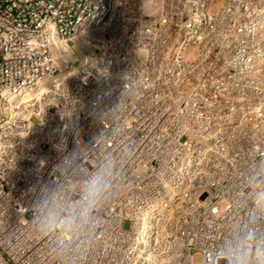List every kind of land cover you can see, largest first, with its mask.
Segmentation results:
<instances>
[{"label":"built area","instance_id":"built-area-1","mask_svg":"<svg viewBox=\"0 0 264 264\" xmlns=\"http://www.w3.org/2000/svg\"><path fill=\"white\" fill-rule=\"evenodd\" d=\"M241 242L264 264V0H0V264Z\"/></svg>","mask_w":264,"mask_h":264},{"label":"clouds","instance_id":"clouds-1","mask_svg":"<svg viewBox=\"0 0 264 264\" xmlns=\"http://www.w3.org/2000/svg\"><path fill=\"white\" fill-rule=\"evenodd\" d=\"M103 187V178L100 176L93 177L91 181L88 182L85 198L91 200V198L96 197L97 195H99ZM85 211H87V209ZM248 255L249 253L247 252V250L243 249V242H241V250L238 256L231 261V264H248V261L246 260V257Z\"/></svg>","mask_w":264,"mask_h":264}]
</instances>
